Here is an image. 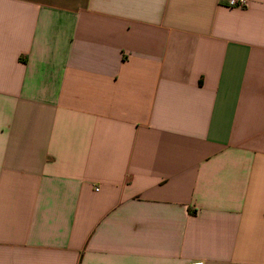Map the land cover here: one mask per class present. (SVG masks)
Instances as JSON below:
<instances>
[{"label":"crops","instance_id":"crops-1","mask_svg":"<svg viewBox=\"0 0 264 264\" xmlns=\"http://www.w3.org/2000/svg\"><path fill=\"white\" fill-rule=\"evenodd\" d=\"M264 264V0H0V264Z\"/></svg>","mask_w":264,"mask_h":264},{"label":"built area","instance_id":"built-area-1","mask_svg":"<svg viewBox=\"0 0 264 264\" xmlns=\"http://www.w3.org/2000/svg\"><path fill=\"white\" fill-rule=\"evenodd\" d=\"M227 4L232 7L246 8L249 5V0H227ZM188 264H205L202 260L190 261Z\"/></svg>","mask_w":264,"mask_h":264}]
</instances>
